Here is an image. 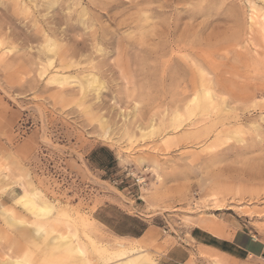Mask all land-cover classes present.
Listing matches in <instances>:
<instances>
[{
    "label": "rangeland",
    "instance_id": "rangeland-1",
    "mask_svg": "<svg viewBox=\"0 0 264 264\" xmlns=\"http://www.w3.org/2000/svg\"><path fill=\"white\" fill-rule=\"evenodd\" d=\"M199 230L264 241V0H0V264H264Z\"/></svg>",
    "mask_w": 264,
    "mask_h": 264
},
{
    "label": "crops",
    "instance_id": "crops-1",
    "mask_svg": "<svg viewBox=\"0 0 264 264\" xmlns=\"http://www.w3.org/2000/svg\"><path fill=\"white\" fill-rule=\"evenodd\" d=\"M199 234H206V238L194 235L193 238L204 247L222 255L236 259H245L249 256L258 257L264 254V241L252 236L236 234L233 237L215 236L199 230Z\"/></svg>",
    "mask_w": 264,
    "mask_h": 264
},
{
    "label": "bare ground",
    "instance_id": "bare-ground-1",
    "mask_svg": "<svg viewBox=\"0 0 264 264\" xmlns=\"http://www.w3.org/2000/svg\"><path fill=\"white\" fill-rule=\"evenodd\" d=\"M41 4V3H40ZM104 91V89H103ZM29 186L32 188L33 186L31 184H29ZM33 189V188H32ZM19 201L21 202V204H23L25 207H27L30 212L38 217H45L47 215L50 214L51 212V207L48 206V204H42V206H38L36 204V202L33 201L32 199V193L27 192L25 194V196H23L21 199H19ZM6 220L7 222L13 227V228H19L21 225L27 224V221L18 218L16 215L14 214H10L6 216ZM39 229H38V233H44L47 231V227L46 224L44 223H39L38 224ZM55 239V237L53 238V240ZM51 239L49 240L48 244L50 245ZM70 244V243H68ZM51 249L53 251H57V252H62L65 255L69 256L68 253H72L74 256H69L68 258L71 257V259H69V261L73 264H92L90 261L85 260V251L84 249L80 246V244L75 245L74 247H72L71 245H60V246H53L50 245ZM96 249V248H95ZM64 256V255H63ZM65 257V256H64ZM67 259V257H65ZM75 260V262H72L71 260ZM83 261H82V260ZM111 260V259H110ZM125 264H133L132 262L128 261Z\"/></svg>",
    "mask_w": 264,
    "mask_h": 264
},
{
    "label": "trees",
    "instance_id": "trees-1",
    "mask_svg": "<svg viewBox=\"0 0 264 264\" xmlns=\"http://www.w3.org/2000/svg\"><path fill=\"white\" fill-rule=\"evenodd\" d=\"M102 151L109 155L110 160H111L112 162H116L115 157L113 156V154H112L110 151H108V150H106V149H102ZM94 155H97V154H94ZM112 162H111V163H112ZM145 229H146L145 227H142V228H141L142 231H145ZM116 231L119 232L120 234H124V232L120 231V230L117 229V228H116ZM127 233H128V232H127ZM128 234H129V235L136 236V237H140V236L142 235L141 233H136V232H129Z\"/></svg>",
    "mask_w": 264,
    "mask_h": 264
}]
</instances>
